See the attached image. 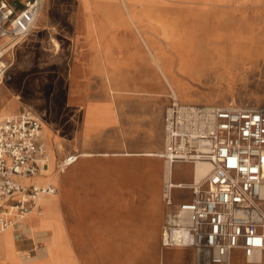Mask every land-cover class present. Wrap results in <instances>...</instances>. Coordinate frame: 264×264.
<instances>
[{
  "label": "crops",
  "instance_id": "crops-1",
  "mask_svg": "<svg viewBox=\"0 0 264 264\" xmlns=\"http://www.w3.org/2000/svg\"><path fill=\"white\" fill-rule=\"evenodd\" d=\"M99 1L104 0H79L70 24V48L61 75L62 124L39 114L51 172L34 180L56 187L49 202L57 215L50 224L63 233V215H83L100 246L142 245L155 248V264H195L192 248L161 245L172 206L163 197L167 162L157 153L164 147L170 89L149 60L147 48L137 46L134 32L115 28L92 9ZM68 154L77 157L58 171L57 162ZM174 165L188 166L192 173L191 163ZM172 195L175 202L190 198L176 197L174 189ZM31 224L27 221L26 227ZM62 246H67L64 233ZM248 264H264V250L260 260Z\"/></svg>",
  "mask_w": 264,
  "mask_h": 264
},
{
  "label": "built area",
  "instance_id": "built-area-1",
  "mask_svg": "<svg viewBox=\"0 0 264 264\" xmlns=\"http://www.w3.org/2000/svg\"><path fill=\"white\" fill-rule=\"evenodd\" d=\"M44 0L17 6L0 0V85L7 54L35 29ZM42 118L30 109L0 117V228L18 225L42 211L40 198L53 195L52 182L34 180L48 169ZM172 168L175 162L205 161L199 181L164 183L163 197L172 210L161 231L163 247H188L202 264H248L264 250V105L195 104L170 95L164 113V147L157 153ZM76 154L57 162L63 170ZM175 188L190 198L175 202Z\"/></svg>",
  "mask_w": 264,
  "mask_h": 264
},
{
  "label": "rangeland",
  "instance_id": "rangeland-1",
  "mask_svg": "<svg viewBox=\"0 0 264 264\" xmlns=\"http://www.w3.org/2000/svg\"><path fill=\"white\" fill-rule=\"evenodd\" d=\"M7 1L19 6L22 0ZM145 3L148 18H142L139 30H146L156 48L166 51L175 64L177 52L170 47L169 39L161 34L157 26L160 19L167 25L178 16L185 18L189 24L193 22V15L204 18L208 20L212 34L218 32L225 35L227 50L233 44L239 54L238 61L233 64L226 60L207 65L204 70L206 75L200 78L179 74V101L219 105L232 103L249 107L264 105V0H146ZM78 4L79 0H44L35 29L7 54L9 66L0 85V117L16 114L26 108L62 124L64 86L61 75L70 48L68 32L79 9ZM96 4L92 9L105 16V20L115 28L134 32L137 46L146 48L122 2L104 0ZM132 8L141 14L140 4L136 3ZM147 56L151 60L148 51ZM12 104L14 111L5 114L4 110ZM50 172L51 167L47 174ZM191 178L188 166H173L174 181H189ZM174 195L187 198L190 190L176 188ZM63 218L67 228L63 231L67 246H62L61 231L60 243L51 246V235L47 229L53 227L50 224L52 219L44 209V215L32 222L43 231L34 232L32 238L30 229L25 227L24 232L16 238L18 259L15 264H55V261L57 264H155V248L142 245L100 246L94 230L88 229L86 216L66 214ZM12 229L17 235L20 232ZM52 249L57 250L58 256L50 253ZM192 251L196 254L195 264H202L199 254L194 249ZM0 264L5 263L0 259Z\"/></svg>",
  "mask_w": 264,
  "mask_h": 264
},
{
  "label": "bare ground",
  "instance_id": "bare-ground-1",
  "mask_svg": "<svg viewBox=\"0 0 264 264\" xmlns=\"http://www.w3.org/2000/svg\"><path fill=\"white\" fill-rule=\"evenodd\" d=\"M119 1L123 3L129 19L137 28L142 41L144 42L146 48L148 49L152 64L159 70L162 77L166 80L167 86L170 89L171 96H174L178 99V91H180V86H181L178 80L179 74L189 76V77H199L200 78V76L206 75V72L204 71L205 67L211 63L228 60L229 63L233 64L238 61L239 54L237 53L233 44L229 51L224 45L226 41L225 35L218 33V32L216 34H212V32L209 30V26H208L209 23L207 22L208 20L206 21L204 18L193 15L194 18L191 24H189L188 23L189 21H187L185 18H181V17L179 18V16L176 18H173L171 23L167 25L163 23V19H160L158 22L157 26H159V28L161 29V34H163L166 38L169 39L170 47L177 52V61L175 64V61L173 60V58H169V56L165 53L166 51L164 52L163 49L156 48L155 43L153 42L152 38L150 37L149 33L146 30H144V32L139 30V24L142 18L144 17L148 18V12L145 6L146 0H119ZM183 1L188 2V0H183ZM136 3L140 4L142 7L139 10L141 14L137 13V11L132 8V6H134ZM238 37H242V36L239 35ZM214 60H217V61H214ZM14 108L15 107L12 104L4 110V113L9 115L11 112L14 111ZM167 166H168V175H171L172 169L170 168L168 164ZM49 169L50 167L44 171L45 175L47 174ZM208 170H209V164L207 162L205 161L197 162L193 166V169H192V179L194 178L195 181L201 180L207 174ZM36 178L38 181V179H40L41 176H37ZM50 198H51V195L43 196L40 198V204L42 207V211L39 214L35 210H32L26 215V217L18 225L13 226V227L3 228V229L0 228V259L3 261V263L15 264L18 259L17 249L15 248V240L17 237H19V235L14 233L15 231L12 228L17 229L19 231L24 230V228L27 225V221L33 222V220H36L38 216L44 215V209L47 215L49 216V218L53 220L54 219L53 217H56L57 214L52 213V212H55L56 210H53L51 212V209H50V207H53V204L49 202ZM55 213H57V211ZM28 228L30 229V235L32 236V238H34L33 234L34 232H37L38 229H36V227L33 224H31ZM50 235H51L50 241L52 244L51 246L53 245L56 246V244L60 243L59 241H60L61 233H60V230L54 227V225L50 231ZM50 253L55 256L56 255L58 256V252L56 249H52ZM55 264H57V261H55Z\"/></svg>",
  "mask_w": 264,
  "mask_h": 264
}]
</instances>
